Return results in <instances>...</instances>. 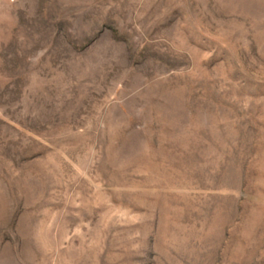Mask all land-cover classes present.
Returning a JSON list of instances; mask_svg holds the SVG:
<instances>
[{
  "label": "rangeland",
  "instance_id": "rangeland-1",
  "mask_svg": "<svg viewBox=\"0 0 264 264\" xmlns=\"http://www.w3.org/2000/svg\"><path fill=\"white\" fill-rule=\"evenodd\" d=\"M0 264H264V0H0Z\"/></svg>",
  "mask_w": 264,
  "mask_h": 264
}]
</instances>
